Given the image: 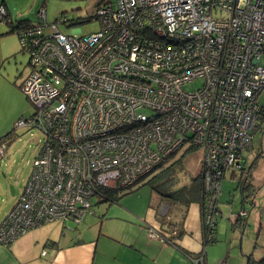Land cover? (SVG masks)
Segmentation results:
<instances>
[{
  "label": "built area",
  "instance_id": "built-area-1",
  "mask_svg": "<svg viewBox=\"0 0 264 264\" xmlns=\"http://www.w3.org/2000/svg\"><path fill=\"white\" fill-rule=\"evenodd\" d=\"M44 11L15 29L28 55L19 89L33 111L14 127L42 140L0 222V245L51 222H82L92 198L134 185L182 148L202 152L210 242L222 179L243 168L264 108V0H106L97 30L69 34ZM4 148L0 140V158ZM193 263L205 264L204 253Z\"/></svg>",
  "mask_w": 264,
  "mask_h": 264
},
{
  "label": "crops",
  "instance_id": "crops-1",
  "mask_svg": "<svg viewBox=\"0 0 264 264\" xmlns=\"http://www.w3.org/2000/svg\"><path fill=\"white\" fill-rule=\"evenodd\" d=\"M0 4L5 6L8 18L16 20L5 1ZM5 20L0 22V138L8 134V139L15 121L24 117L29 105L19 89L21 78L15 67L18 38L11 35L14 33ZM167 207V198L121 197L118 202L105 204L99 220L85 218L86 223L74 229L62 222L49 223L28 231L8 246L0 245V264H194L193 256L200 252L207 264L200 203ZM242 209L246 210L242 205L234 220ZM247 216L248 211L246 222ZM174 224L178 235L172 242L162 239L159 234L168 237ZM214 228L216 231V225ZM215 236L217 240V232ZM249 256L252 254L247 255L246 264ZM252 260L259 259L252 256Z\"/></svg>",
  "mask_w": 264,
  "mask_h": 264
},
{
  "label": "rangeland",
  "instance_id": "rangeland-1",
  "mask_svg": "<svg viewBox=\"0 0 264 264\" xmlns=\"http://www.w3.org/2000/svg\"><path fill=\"white\" fill-rule=\"evenodd\" d=\"M4 1L13 18H16V20H29L32 23L37 21V11L40 7H43L45 9L46 22L49 24L57 22L59 30L67 34L74 29H79L80 33H89L97 30L98 23L94 19L96 10L97 7L106 2V0ZM59 18L65 19L66 24H72L73 26L60 22ZM73 22L75 23L73 24ZM13 33L11 35L17 39L16 33ZM17 42H19L18 39ZM27 59V53L21 52L20 44L18 43L15 67L16 73H20V78L27 72ZM195 85L196 83H192L187 85V88H192ZM258 101L264 106V88L258 96ZM27 103L29 105L28 110L23 115L26 117L33 111L31 104ZM41 140L42 135L37 129L20 127L15 128L5 141L4 154L0 158L1 221L3 216L10 210L13 201L15 203L23 191V184L31 170L34 157L40 148ZM184 149H180L169 159H166L161 167L142 179L137 186L130 188L131 190L122 189L123 191H118L125 192L121 197L160 198L161 193L153 189L148 182L159 170L172 164V175L167 177V179H160L152 184H160L164 191H178V197L171 199L175 203L182 205L179 200L189 197L186 189L194 183V179L199 175V162L202 154L199 148ZM241 163L244 168L252 165V184L254 188H258L255 203L252 204L251 201L245 202L242 200L241 190L237 187V180H242L240 178V170H236L235 175L232 176L227 171L225 178L222 179L217 200V240L206 245L207 264H222L224 261L226 264H246L248 254H252L254 259H260L264 254V119H258L256 128L253 131L252 146L242 153ZM11 187L14 190L13 195H11ZM100 200L99 196L91 199L93 214H86L85 218L87 220L92 217L99 220V216L102 213L101 210L106 204L97 203ZM172 201L168 200V203L173 205ZM242 205L248 211V216L247 225H245L243 230H240L233 227L232 223L234 222V214L238 213ZM85 218L78 224L71 221H66L64 224L67 228L72 227L71 229H74L79 225L81 226V224L83 226V222L86 223ZM60 223L59 221L51 222V224L56 225Z\"/></svg>",
  "mask_w": 264,
  "mask_h": 264
},
{
  "label": "trees",
  "instance_id": "trees-1",
  "mask_svg": "<svg viewBox=\"0 0 264 264\" xmlns=\"http://www.w3.org/2000/svg\"><path fill=\"white\" fill-rule=\"evenodd\" d=\"M3 2V1H2ZM98 8V7H97ZM8 18V15L4 17V19H2L1 21L5 20ZM75 22H73L74 24ZM5 24L8 25L10 27V31L13 32L14 29H17V28H20V27H26V26H30L32 25L33 23L30 22L29 20H14V19H9L8 20H5ZM69 26H71L72 24H67ZM264 119V108H262V111H261V115L258 119ZM8 137V134L5 135L4 137L0 138V140H4ZM162 166V163L159 164L155 169H153L148 175H150L151 173H153L155 170H157L159 167ZM251 168H252V165H249L247 168H242L240 169V174H241V177L242 180L238 179L237 180V187L240 188L241 190V195H242V200L245 201V202H248V201H251L252 204L255 203V197H256V194L258 192V188H254L253 184H252V179H253V174H252V171H251ZM230 173V176L232 175H235V171H228ZM226 174V173H225ZM148 175L146 176H142L141 178H139L136 183L134 185H131L130 187H126V188H122V187H115V188H110V189H106L104 190L103 192V198H101L100 201L98 202H101V203H114V202H118V200L121 198V196L125 193V192H118V191H123L122 189H130L134 186H137V184L142 180L144 179L145 177H147ZM172 175V164L170 165H167L165 168L159 170L154 176H152L148 182V184H151L152 185V188L157 190L158 192H160L161 194V198H164L167 200H171V198L175 199L178 197L179 193L178 191H174V192H171V191H164L162 190V187L160 184H152V183H155L156 181L160 180V179H167V177L171 176ZM224 178H225V175H224ZM187 188V187H186ZM131 190V189H130ZM186 192L188 193V198L186 199H181L179 200L182 205L180 204H177L175 203L174 201L173 202V205H176L180 208H185L186 205L190 204L191 202H199L200 205H201V209H202V206L203 204L205 203V201L209 198V196H212V191L211 190H206L205 189V185H204V181L202 179V176L201 174L199 173V175L196 177V179H194V183H192L191 186H189L187 189H186ZM178 193V194H177ZM218 197H219V194L216 196V201H215V204H217V200H218ZM171 203H168V207L167 208H170L171 207ZM217 208H218V205H217ZM169 212H171V210H169ZM246 212V215H247V211L245 210ZM181 213H184L183 211ZM166 214V213H164ZM237 219L234 220V222L232 223L233 227L235 228H239L240 230H243V228L245 227V225H247V222L245 220L246 216H243V217H236ZM216 225V222L214 223ZM214 225V227H215ZM212 228V237L211 239L209 240L210 242L208 243H211V242H215L216 241V231L215 228ZM206 228L203 227V230H204V234H205V230ZM178 227L176 224H174L171 229H170V234L168 237H165L162 233L159 234V236L168 241V242H172V237L174 236H177L178 235ZM207 232V231H206ZM207 243V244H208ZM196 256H193V259L195 258ZM247 264H264V256L262 259H259V260H252V256H249V259H248V262Z\"/></svg>",
  "mask_w": 264,
  "mask_h": 264
},
{
  "label": "clouds",
  "instance_id": "clouds-1",
  "mask_svg": "<svg viewBox=\"0 0 264 264\" xmlns=\"http://www.w3.org/2000/svg\"><path fill=\"white\" fill-rule=\"evenodd\" d=\"M4 6V5H3ZM40 8H43V7H40ZM39 8V9H40ZM6 9V8H5ZM39 11V10H38ZM37 11V12H38ZM6 16H7V10H6ZM1 22V21H0ZM64 22H66V20L64 19ZM35 23H37V21L35 22ZM35 23H33V24H35ZM67 25V24H66ZM71 26H73V25H71ZM13 32H15V29L13 30ZM18 38V37H17ZM20 50H21V48H20ZM22 52V51H21ZM207 244V243H206ZM206 244H203V246H205Z\"/></svg>",
  "mask_w": 264,
  "mask_h": 264
},
{
  "label": "water",
  "instance_id": "water-1",
  "mask_svg": "<svg viewBox=\"0 0 264 264\" xmlns=\"http://www.w3.org/2000/svg\"><path fill=\"white\" fill-rule=\"evenodd\" d=\"M11 192L13 193V188L11 187Z\"/></svg>",
  "mask_w": 264,
  "mask_h": 264
}]
</instances>
